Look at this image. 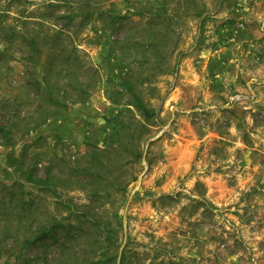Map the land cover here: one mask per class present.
Returning <instances> with one entry per match:
<instances>
[{"label": "rangeland", "instance_id": "1", "mask_svg": "<svg viewBox=\"0 0 264 264\" xmlns=\"http://www.w3.org/2000/svg\"><path fill=\"white\" fill-rule=\"evenodd\" d=\"M0 126V264H264V0H0Z\"/></svg>", "mask_w": 264, "mask_h": 264}, {"label": "trees", "instance_id": "2", "mask_svg": "<svg viewBox=\"0 0 264 264\" xmlns=\"http://www.w3.org/2000/svg\"><path fill=\"white\" fill-rule=\"evenodd\" d=\"M128 89L130 90L131 89V87H128ZM133 94H135V93H133ZM140 106V105H139ZM140 109H141V111H142V113L143 114H145V115H149V112H148V110L145 108V107H143L142 105H141V107H139ZM46 119V118H45ZM45 119H44V121H45ZM43 122V121H42ZM8 131L6 130V128L5 127H3V126H0V134H2L1 136L3 137V138H5L6 140V142H9L8 140H10L9 139V137L7 136L8 135ZM30 180V179H29ZM24 205H26V203L24 202V201H22V203H21V208H24ZM38 231L35 233V235H33V239L32 240H29L28 238H26V239H24V244H29V243H32V242H34V241H37V240H40V239H42L45 235H49L50 233H49V231H50V229L49 228H44V227H42L41 229H37ZM0 240L2 241V237L0 238Z\"/></svg>", "mask_w": 264, "mask_h": 264}]
</instances>
